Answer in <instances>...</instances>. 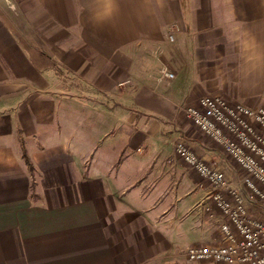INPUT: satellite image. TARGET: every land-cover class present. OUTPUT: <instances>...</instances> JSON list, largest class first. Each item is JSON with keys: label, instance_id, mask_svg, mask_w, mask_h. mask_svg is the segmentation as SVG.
I'll return each instance as SVG.
<instances>
[{"label": "crops", "instance_id": "obj_1", "mask_svg": "<svg viewBox=\"0 0 264 264\" xmlns=\"http://www.w3.org/2000/svg\"><path fill=\"white\" fill-rule=\"evenodd\" d=\"M208 93L264 107V0H0V264H211L172 144L237 172L179 108Z\"/></svg>", "mask_w": 264, "mask_h": 264}, {"label": "built area", "instance_id": "obj_2", "mask_svg": "<svg viewBox=\"0 0 264 264\" xmlns=\"http://www.w3.org/2000/svg\"><path fill=\"white\" fill-rule=\"evenodd\" d=\"M169 39L173 40L172 33ZM161 77L174 73L163 67ZM188 122L230 158L237 172L228 173L215 159L198 154L178 134L173 150L200 177L204 189L199 209L219 214V240L187 246L186 262L264 264V219L251 212L255 202L264 209V107L229 101L218 93L201 95L195 104L180 107Z\"/></svg>", "mask_w": 264, "mask_h": 264}, {"label": "trees", "instance_id": "obj_3", "mask_svg": "<svg viewBox=\"0 0 264 264\" xmlns=\"http://www.w3.org/2000/svg\"><path fill=\"white\" fill-rule=\"evenodd\" d=\"M22 154H23V158H24L25 162L27 163L28 167L31 169L32 168L31 167V163L29 161V158H28L27 154L25 153V151H23Z\"/></svg>", "mask_w": 264, "mask_h": 264}, {"label": "rangeland", "instance_id": "obj_4", "mask_svg": "<svg viewBox=\"0 0 264 264\" xmlns=\"http://www.w3.org/2000/svg\"><path fill=\"white\" fill-rule=\"evenodd\" d=\"M188 124H189V128L190 129H194V130H197V129H195L189 122H188Z\"/></svg>", "mask_w": 264, "mask_h": 264}]
</instances>
